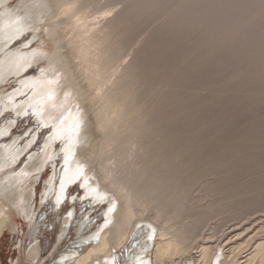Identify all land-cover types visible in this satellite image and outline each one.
Returning a JSON list of instances; mask_svg holds the SVG:
<instances>
[{"label":"bare ground","instance_id":"6f19581e","mask_svg":"<svg viewBox=\"0 0 264 264\" xmlns=\"http://www.w3.org/2000/svg\"><path fill=\"white\" fill-rule=\"evenodd\" d=\"M12 1L0 0V112L19 117L43 103L36 115L54 126L41 154L22 138L0 145V242L36 206L37 190L23 182L49 159L57 167L60 155L45 201L63 209L80 182L84 198L108 208L81 250L57 264H119L141 232L122 264H264V116L238 133L220 118L236 119L241 101L256 105L264 93V0L259 9L261 0H197L195 8L184 0L133 56L142 22L180 0H135L117 12L97 0ZM40 30L48 39L37 45ZM11 76L19 85L8 92ZM224 133L231 138H208ZM54 138L64 142L61 154H53ZM25 153L32 155L16 173ZM68 214L61 236L75 221ZM195 249L197 260L184 262ZM27 254L37 262L43 247L34 243Z\"/></svg>","mask_w":264,"mask_h":264},{"label":"rangeland","instance_id":"374dc122","mask_svg":"<svg viewBox=\"0 0 264 264\" xmlns=\"http://www.w3.org/2000/svg\"><path fill=\"white\" fill-rule=\"evenodd\" d=\"M18 1L20 0L12 1V8L18 4ZM134 1L135 0H97L96 3L100 7H104V9L113 8L114 12H117V11H123V9L125 10V8H127L128 5H131L132 3H134ZM183 1L184 0L172 1L171 3L167 5L165 12H162L155 17L153 16L154 18H151V20L149 19V21L146 20L145 22H142L143 23V25H141L142 27L139 26V28L137 29L138 31L136 30V34H134L135 37L133 36L134 39H132V43L130 46L131 51H129L130 52L129 55L131 54V56H133L136 50L144 49L145 47H147V45L149 44L148 41L150 42V40H153L155 36L154 34H156L157 29L161 28L162 26H164V24H166V21H168L171 18L172 13L175 10H180L183 8V4H182ZM250 1L252 2V0ZM258 1L259 0H257V2ZM259 2L256 4V0L253 1V3L256 4V7H258V9L261 7V5L264 4L262 0ZM262 2L263 4H261ZM199 4L200 3L196 0L194 2L193 8L197 7ZM254 4L252 5L254 8H256ZM258 4L260 5V7L258 6ZM40 32H42V34L39 37H37L35 41H33L37 45L40 43V41H43V37L45 39H48L43 30H40ZM33 35L34 33L32 31H29L25 34V38L30 40L33 37ZM130 58L131 57L128 56L127 59H130ZM39 70H41L40 67L34 68V71L36 72V74L40 72ZM27 71L23 72L24 79L32 76V74H27ZM257 75L260 77H264L263 74H262L263 76H261V74H257ZM252 78H254V76ZM250 81L249 83L247 82V85H248L247 88L252 83V81L251 82ZM6 84L7 85L10 84V86L8 85V87L6 88L7 91L10 92L13 90L14 86L16 87L17 85H19V80H17L15 76H11ZM261 94L262 95H260L257 99H255L256 101H259L261 105L259 103L258 104L256 103L255 105V103L251 101L252 103H254V107L251 108L252 103L250 104L249 103L250 101H248L249 105H247L246 102L241 101L242 106L244 105L246 106L244 107H239V105L237 106L238 107L237 112L240 113V116L243 113H245V115L243 114L244 116L240 117L236 115L238 114L237 112L235 113L236 119L234 117L233 120L230 119V116H233L234 114H230L229 116L226 115L227 117L224 114L223 115L224 118L220 116V118L222 120L224 119V121H227L225 119H228L227 121L229 123L228 128H232L233 131L236 128L233 133L235 132L238 133V131L242 129V126L247 125V124H243L245 120L247 121H245L244 123L246 122L249 123L250 121L253 122L254 118H257L255 119L257 121L258 119H261V117L264 116L263 114L264 104H262L264 103V93H261ZM26 97L27 96L24 95L22 96V98H19L18 101H21V100L24 101ZM42 105L43 103L40 105V107H38L37 110L35 109L34 113L29 111L28 113L24 115H21V116L17 115L19 117H16V114L11 109L7 108L5 110H2L1 111L2 113L0 112V115H1L0 116V130H2L5 126L9 125L11 122H13V120L14 122L12 124L13 126L11 128V132L5 137H2L0 141V145L9 144V143H12L13 140H16L17 138H18L17 140L22 138L23 146L25 144L29 145L31 143L29 146L33 144L32 147L34 148V152H36V154H41V152H43L46 139L53 133V126H54V125L51 126V124H48V125L42 124L40 119L37 117L36 113L40 111V109L42 108ZM247 106L250 107V109ZM234 111H236V109H234ZM237 117H240V118H237ZM219 120L216 119L214 121H217L218 123L215 122L217 124H220V122L222 124L224 122V121L222 122V120L220 121ZM37 133H38V136L36 135ZM236 135L234 136L236 137ZM36 137L37 139L35 140ZM208 138L216 142H222L225 139H230L231 135H228V133H224V134L217 135V136H211V138L210 136H208ZM232 138H234L233 135H232ZM53 140L56 146L53 149V154H58V153L61 154L64 148L63 140L57 139V138H54ZM26 154L27 153L23 155V160L21 162L19 161L18 164L16 165L17 166L16 173L18 172V170H21V168L28 162L30 155H32V154H28L29 155L28 156ZM261 155L264 156V153H262ZM58 157L59 158L56 160L58 162V164H56L57 167H55L53 164L54 162L52 163V160L49 159L48 160L49 164L47 163L46 167L43 168L41 172H38L35 170L23 182L24 186L28 187V189L37 190L36 206H34V208L32 209V216L30 219L27 220L24 218L25 220H23L22 217L20 216L18 217V222L15 224L18 229L17 233L16 232L12 233V227H14L13 225L8 229L5 236L2 238L0 242V263L2 262V264H57L58 256H60V254L67 252V251H74V252L80 251L81 245L82 244L84 245L85 243H87L88 242L87 239L94 233V231H96V229L101 227V225L104 223V212L108 208V204L107 203H96L95 204L89 198H86V197L84 198L83 187L81 186L80 182L78 183L76 182L75 184L72 183L73 185L72 184L70 185L69 191L70 190L71 191H70V194L68 195V198L66 199L64 203L65 206L63 209L55 208V206L52 205L53 203L52 201H45V189H47V187L53 181L52 178H54L53 176L54 169L56 171L62 164L60 155ZM255 163H257V161L249 162L246 164V167L249 168L253 166ZM237 165L240 166L242 164L238 162ZM55 184L58 188L61 185V181L57 179ZM70 212H73V214L75 213L74 214L75 221L72 227H70V229L63 236H61L63 220L67 215H69L68 213ZM263 212L264 211H260L257 214V216H262V215L264 216ZM35 221H36L37 227L34 226ZM82 222H87L88 228H86V230H83L82 225H81ZM34 229H35V232H33ZM142 233L143 232L139 234L136 233L135 235L131 236L128 242L122 247V250L119 253L120 255L119 264L123 263V258L130 252L131 246L133 243V237H135V239L137 237L142 238L144 236V233L143 234ZM34 243H40L41 246L43 247V255L41 259L37 262H33L28 257V254H27L29 246L33 245ZM145 246L146 247L149 246V242H145ZM197 256H198V249H195L191 251L189 255H187L186 257L187 259L184 260V262L186 263L192 262V261L195 262L197 260Z\"/></svg>","mask_w":264,"mask_h":264}]
</instances>
